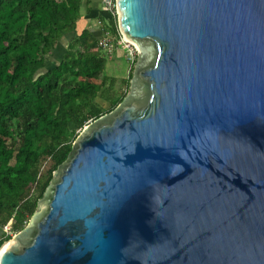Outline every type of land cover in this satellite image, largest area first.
<instances>
[{"label":"water","instance_id":"obj_1","mask_svg":"<svg viewBox=\"0 0 264 264\" xmlns=\"http://www.w3.org/2000/svg\"><path fill=\"white\" fill-rule=\"evenodd\" d=\"M114 2L127 91L0 264H264V0Z\"/></svg>","mask_w":264,"mask_h":264},{"label":"trees","instance_id":"obj_2","mask_svg":"<svg viewBox=\"0 0 264 264\" xmlns=\"http://www.w3.org/2000/svg\"><path fill=\"white\" fill-rule=\"evenodd\" d=\"M93 3L0 0V245L4 224L25 226L81 128L127 91L131 71L107 75L97 48L101 32L117 35L116 16Z\"/></svg>","mask_w":264,"mask_h":264},{"label":"built area","instance_id":"obj_3","mask_svg":"<svg viewBox=\"0 0 264 264\" xmlns=\"http://www.w3.org/2000/svg\"><path fill=\"white\" fill-rule=\"evenodd\" d=\"M100 1L103 7L105 5L104 10L112 13L111 8L112 7L115 8V2L113 3V0H100ZM104 34H105L104 36H100L97 39V48L100 52L101 57L104 60L105 59L108 60L111 57V54L115 50H122L125 52L126 60L130 64H133L137 52L134 43H132V40L130 41L128 37L125 38V35L118 29V27H117V35H111L107 33ZM1 230L4 232L5 235L11 236L12 234L8 222L2 226Z\"/></svg>","mask_w":264,"mask_h":264},{"label":"crops","instance_id":"obj_4","mask_svg":"<svg viewBox=\"0 0 264 264\" xmlns=\"http://www.w3.org/2000/svg\"><path fill=\"white\" fill-rule=\"evenodd\" d=\"M99 4H100V7H101L102 4L100 2H99ZM99 4H98L97 1L94 0L93 7L94 8H99ZM84 25H85V22L81 23L80 29H78V30L80 31L83 28ZM76 28H78V26ZM96 32H100L99 29ZM123 52L124 51H122V50H115L111 54V57L107 60V62H105L107 64H110L109 67L106 69L107 75H111V76H114V77H123V78H127L129 76V73L131 71V66H133V64H130L126 60ZM118 54H120L123 57L122 58L123 61L122 60L121 61L120 60H115V56H117Z\"/></svg>","mask_w":264,"mask_h":264},{"label":"rangeland","instance_id":"obj_5","mask_svg":"<svg viewBox=\"0 0 264 264\" xmlns=\"http://www.w3.org/2000/svg\"><path fill=\"white\" fill-rule=\"evenodd\" d=\"M95 1H97L98 4H99V2H100L99 0H95ZM113 3H114V0H113ZM99 5H100V4H99ZM101 7H103V5H102ZM104 7H105V5H104ZM104 7L102 8L103 11H105V10H104ZM111 10H112V13L115 14V16H116L115 8L112 7ZM88 16H89V15L82 16V17H81V20H79L78 25H76V27L78 26V28H75L76 32H79L78 29H80L81 23L86 22L85 20L87 19ZM105 16H107V15H105ZM85 24H86V23H85ZM116 26H117V24H116ZM96 31H97V30H96ZM62 44H63V43H62ZM62 44H60V45L63 47ZM59 47H60V46H59ZM59 50H60V48H58V50L56 49L55 52H54V55L51 56V57H52V62H55V60H57V58H55V57H57V52H60ZM123 54H124V56H125V52H123ZM123 54H122V55H123ZM54 56H55V57H54ZM122 58H123V57H122L120 54H118L117 56H115V60H120V61H121ZM135 59H136V58H135ZM113 60H114V59H113ZM122 61H123V60H122ZM105 62H107V59H105ZM134 62H135V61H134ZM134 62H133V63H134ZM109 65H110V64L105 63V71H106V69L109 67ZM131 71H132V70H131ZM12 235H13V234H11V236H12ZM11 236H10V238H11ZM10 238H9V239H10Z\"/></svg>","mask_w":264,"mask_h":264},{"label":"bare ground","instance_id":"obj_6","mask_svg":"<svg viewBox=\"0 0 264 264\" xmlns=\"http://www.w3.org/2000/svg\"><path fill=\"white\" fill-rule=\"evenodd\" d=\"M125 38H127L126 35H125ZM130 41H131V40H130ZM132 43H134V42L132 41ZM134 45H135V44H134ZM10 242H11V240H9V241H7V242H5V243L2 244V246H1V248H0V253H1L2 251H4L5 249L8 248Z\"/></svg>","mask_w":264,"mask_h":264}]
</instances>
